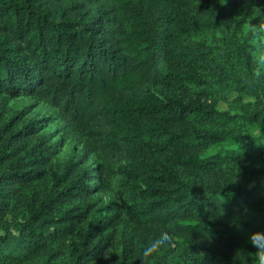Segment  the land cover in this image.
Listing matches in <instances>:
<instances>
[{
	"label": "trees",
	"instance_id": "obj_1",
	"mask_svg": "<svg viewBox=\"0 0 264 264\" xmlns=\"http://www.w3.org/2000/svg\"><path fill=\"white\" fill-rule=\"evenodd\" d=\"M252 2L264 4L0 0V264H101L115 206L78 227L95 207L89 196L118 176L143 238L164 227L168 239L139 247L134 261L124 249L117 264H257L249 236L264 232V24L241 34L234 18ZM21 96L53 110L80 146L75 161L55 170L57 142L38 132L47 117L5 116L2 105ZM170 156L190 180L161 161Z\"/></svg>",
	"mask_w": 264,
	"mask_h": 264
},
{
	"label": "rangeland",
	"instance_id": "obj_2",
	"mask_svg": "<svg viewBox=\"0 0 264 264\" xmlns=\"http://www.w3.org/2000/svg\"><path fill=\"white\" fill-rule=\"evenodd\" d=\"M234 18L240 21L241 34H244L250 27H259V24H264V4H258L256 2L244 4L235 14ZM261 21V22H260ZM261 25V24H260ZM259 71L264 74V63H259ZM149 89L153 90L156 94L161 97L180 99L182 101H202L204 103L216 104V107L220 110H230V112H236L235 109L231 108L232 104H227L224 102H214L210 100H199L191 93L187 92H173L163 86H152ZM1 107V106H0ZM2 111L8 118L14 113H21L23 116V121H28L33 118H43L47 117L45 120L38 121L39 133H45L49 135V142H57L55 144L56 151L52 156L51 162L55 170L61 169L64 163L68 160L75 161L79 155V145L75 144L70 139L66 138L62 133V123L55 118L53 110L46 104L40 102L37 99L31 97H16L9 98L5 105H2ZM252 134H257L256 129L251 130ZM230 148L231 145L225 144L223 146H213L205 150L203 156L209 155L219 148ZM92 159H89L86 164H89ZM161 161L168 164L173 170H175L179 176L183 179L190 180L193 173L181 165L174 162L170 157H164ZM198 178L205 181H213L212 175H202L197 174ZM122 176H118L113 180V186L110 190H103L97 193H93L89 196L88 201L95 202V207L90 213L88 218L80 224L78 230H86L89 226L94 224L96 220L104 218L107 211H111L114 206L117 210V215L112 222V231L109 245L106 247L101 264H117L121 251L126 250L129 254V260L134 261L136 251L140 247V243L144 240L143 236L140 234L139 230L135 225L128 219L125 211L123 209V202L117 195V191L120 188V182L122 181ZM219 180L223 179L222 176H215ZM231 182V181H229Z\"/></svg>",
	"mask_w": 264,
	"mask_h": 264
},
{
	"label": "clouds",
	"instance_id": "obj_3",
	"mask_svg": "<svg viewBox=\"0 0 264 264\" xmlns=\"http://www.w3.org/2000/svg\"><path fill=\"white\" fill-rule=\"evenodd\" d=\"M260 31H264V26H261ZM258 63H264V49H261L258 56ZM168 239V232L164 227H159L150 232L146 238L140 243L141 249H149L153 245L162 243ZM249 242L256 248L257 254L254 257L257 264H264V232L256 231L249 236Z\"/></svg>",
	"mask_w": 264,
	"mask_h": 264
}]
</instances>
